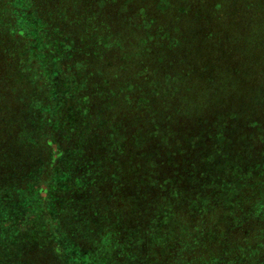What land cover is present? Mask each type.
Segmentation results:
<instances>
[{
  "label": "trees",
  "instance_id": "obj_1",
  "mask_svg": "<svg viewBox=\"0 0 264 264\" xmlns=\"http://www.w3.org/2000/svg\"><path fill=\"white\" fill-rule=\"evenodd\" d=\"M264 264V0H0V264Z\"/></svg>",
  "mask_w": 264,
  "mask_h": 264
},
{
  "label": "rangeland",
  "instance_id": "obj_2",
  "mask_svg": "<svg viewBox=\"0 0 264 264\" xmlns=\"http://www.w3.org/2000/svg\"><path fill=\"white\" fill-rule=\"evenodd\" d=\"M83 264H86L85 262ZM91 264H95L94 262H92Z\"/></svg>",
  "mask_w": 264,
  "mask_h": 264
}]
</instances>
